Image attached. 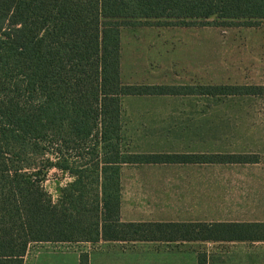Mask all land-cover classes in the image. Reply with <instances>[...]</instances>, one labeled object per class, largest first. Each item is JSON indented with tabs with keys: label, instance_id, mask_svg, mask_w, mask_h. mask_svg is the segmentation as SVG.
Segmentation results:
<instances>
[{
	"label": "trees",
	"instance_id": "16d2710c",
	"mask_svg": "<svg viewBox=\"0 0 264 264\" xmlns=\"http://www.w3.org/2000/svg\"><path fill=\"white\" fill-rule=\"evenodd\" d=\"M263 18L264 0H0V264H23L34 241L263 237L260 223L120 219L123 163L256 159L240 153L122 150L123 97L193 91L187 85L123 83L121 27L149 22L255 25ZM254 89L208 84L200 85L198 93L249 94ZM43 153L53 159L43 164ZM50 168L69 177L55 197L43 186ZM79 264H87L86 254Z\"/></svg>",
	"mask_w": 264,
	"mask_h": 264
},
{
	"label": "rangeland",
	"instance_id": "374dc122",
	"mask_svg": "<svg viewBox=\"0 0 264 264\" xmlns=\"http://www.w3.org/2000/svg\"><path fill=\"white\" fill-rule=\"evenodd\" d=\"M214 17H210L209 20ZM120 77L126 84L189 86L191 94L128 95L121 102V148L126 152L151 149L156 135L163 148L249 149L252 158L264 150V18L255 25L129 24L120 29ZM250 85L249 94H200V85ZM160 140V139H159ZM138 153V152H136ZM140 153V152H139ZM244 154V153H242ZM53 159L49 153L40 158ZM39 160V159H38ZM44 188L56 196L69 180L55 168L45 171ZM260 230L254 232L258 235ZM100 241V240H98ZM34 241L26 251L29 264L68 263L70 254H86L98 242ZM237 241V240H236ZM135 254L111 255L107 264H149L148 246H132ZM232 253L213 244L171 246L174 264H264L261 243H237ZM121 250L127 252V247ZM243 247V248H241ZM245 252H240V250ZM60 255V256H59ZM67 255V256H66ZM95 261L100 258L94 257ZM169 258V255H167ZM127 261V263H123ZM96 262V263H97ZM138 262V263H137Z\"/></svg>",
	"mask_w": 264,
	"mask_h": 264
},
{
	"label": "crops",
	"instance_id": "0c3cea01",
	"mask_svg": "<svg viewBox=\"0 0 264 264\" xmlns=\"http://www.w3.org/2000/svg\"><path fill=\"white\" fill-rule=\"evenodd\" d=\"M154 137L151 149L133 152L253 153L249 149L233 147L165 149L161 145L163 137ZM260 152L264 154V150ZM120 188V219L124 222H223L264 225V156L251 162L123 163L120 166ZM200 242H211L214 249L220 253H232L239 252L235 249L237 243L245 247L246 244L259 242L264 246V236L237 241H132L129 244L135 248L148 246L150 257L157 258L149 264H174L170 255L175 251H172L171 246H194ZM125 244L128 242L100 239L89 252L90 264H107L111 255L136 253ZM124 246L129 249L127 252L121 250ZM27 252L23 264H29ZM240 252L245 251L241 249ZM94 257L100 260L97 262ZM43 264L55 263L47 261ZM56 264H78V253L70 254L68 263L58 260Z\"/></svg>",
	"mask_w": 264,
	"mask_h": 264
}]
</instances>
